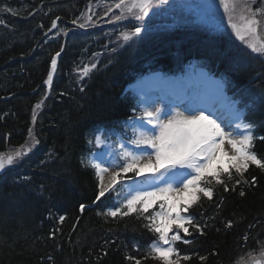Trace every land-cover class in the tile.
<instances>
[{
  "label": "trees",
  "instance_id": "obj_1",
  "mask_svg": "<svg viewBox=\"0 0 264 264\" xmlns=\"http://www.w3.org/2000/svg\"><path fill=\"white\" fill-rule=\"evenodd\" d=\"M118 2L0 0L5 22L0 25V152L32 146L29 129L40 141L0 176V264H132L128 256L141 264H163L145 259L156 238L145 227L147 214L98 215L119 207L123 198L114 190L97 201L99 177L87 164L99 133L124 134L139 115L138 97L129 89L137 79L157 72L180 74L194 64L223 81L228 98L244 102L245 121L255 125L256 137L264 136V104L259 102L264 52L254 53L230 28L214 30L195 22L192 10L178 4L164 21L170 24L157 29V17L165 10L160 6L142 21L127 13L117 21ZM248 2L253 9L264 8V0ZM243 3L237 0L230 11L233 22L250 16ZM89 15L88 26L80 28ZM57 17V28L49 31ZM256 18L262 21L257 30L264 42V17ZM141 25L148 31L123 41L121 33ZM61 48L49 87L51 58ZM41 100L33 124V109ZM254 150L264 159V141L256 139ZM252 177L255 183L237 185L235 174L233 181L222 175L227 191L215 180L206 185L213 188L212 197L201 195L189 209L203 231L187 225L189 233L181 232L189 242L177 241L175 248L190 259L180 264H243L264 249V169L250 166L245 178ZM80 204L86 206L83 213Z\"/></svg>",
  "mask_w": 264,
  "mask_h": 264
},
{
  "label": "snow or ice",
  "instance_id": "obj_2",
  "mask_svg": "<svg viewBox=\"0 0 264 264\" xmlns=\"http://www.w3.org/2000/svg\"><path fill=\"white\" fill-rule=\"evenodd\" d=\"M219 2L223 5L225 12L234 11L237 6V0H219ZM167 3L168 0H119L115 8L121 9V15H116L115 19L119 21L127 13L135 15L137 21H142L151 9ZM242 7L250 14V16L242 17L245 20L244 30L255 34L262 22L256 17H264V8L253 9L249 6L248 0H244ZM4 10L12 12V9ZM59 19V17L56 18V20ZM56 20L52 22L49 31L57 28ZM91 20L92 17L89 15L85 23L78 24V20H73L72 23L84 28ZM228 23L239 39L245 41V35L242 34L241 28L232 22L231 15H229ZM4 24L5 22L0 19V25ZM147 31L145 26H135L132 31L121 33V36L123 41L127 42ZM60 32L67 35L64 29H60ZM246 43L254 53L264 52V43L259 45L251 41ZM63 50L61 48L51 58L50 71L45 81L49 87L57 71V58ZM91 67L94 68L95 65ZM88 71V67L82 69L83 75L86 76ZM216 83L218 96L222 103L227 104L230 112L227 127L231 131L226 132L216 119L206 114L213 110V104L210 101L190 100L184 105L188 115L180 111L178 105L162 109L153 102L151 108L143 110L142 115L146 121L145 119L138 121V126L132 129L133 137L130 143L135 146L134 148L129 147L127 142L121 143L115 157L117 162L111 168L96 163L95 158L87 162L96 170L99 177L97 201L101 200L106 192L115 190L121 182L131 180L129 173L137 177L144 176L145 181L152 188L151 191H147L142 187L145 181H141L140 185H135L133 181V184H129L128 187L130 192L135 193L134 195L125 197L119 207L113 206L103 213H98L111 218L126 217L133 213L147 214L144 216L147 220L145 227L154 233L156 238L148 245L150 251L145 259L151 257L162 261L163 264H180L181 259H190L188 256L181 257L174 245L177 241L189 242L181 235V232L189 233V227L186 225L193 226L197 231H203L199 224L193 223L194 217L189 209L199 201L201 195L209 199L212 197L213 188L206 185L215 180L227 191L228 184L221 179L222 175L226 174L228 180L233 181V174H235L238 178L234 180V184H248L256 181L255 177H252L251 181L245 178V173L250 166L264 169V159L258 157L254 150L255 140L264 141V136L256 137L255 125L245 121V111L240 107L244 102L224 96V82ZM43 102L41 100L34 106L33 124L36 122V109H40ZM259 102L264 104V97H260ZM252 103L255 104L256 101ZM29 137H32V146L26 149L22 146L21 150L9 154L0 152V172L23 160L32 151V147L40 143L32 136V129H29ZM95 142L99 144L103 141L97 136ZM112 168L116 170L113 171ZM183 169L191 171H182ZM105 174L108 175L107 182ZM177 184L181 186L175 187L174 185ZM240 194L244 195L243 192ZM79 207L83 213L86 206L80 204ZM156 208L159 210H155ZM149 209L154 211L149 213ZM59 219L63 222L65 218L61 216ZM52 235L54 237L55 234ZM243 240L246 242L248 236L245 235ZM261 247L264 248V244ZM127 259L132 261V264H141V261L134 256H128ZM261 259H264V252L261 253ZM256 264H259V260Z\"/></svg>",
  "mask_w": 264,
  "mask_h": 264
},
{
  "label": "rangeland",
  "instance_id": "obj_3",
  "mask_svg": "<svg viewBox=\"0 0 264 264\" xmlns=\"http://www.w3.org/2000/svg\"><path fill=\"white\" fill-rule=\"evenodd\" d=\"M202 1L207 2L208 0H168V3L164 5L165 10L161 12L160 15H158V20L160 22L158 25H156V29L162 27L164 24H170L165 23L164 21H167L170 16H172L171 11H174L175 9V2L181 4L185 9L193 10L192 13L194 14V20L198 23L204 24L214 30H232L231 25L228 23V12H225L223 5L220 4L219 0H209L212 3L210 6H216L215 8L211 7L210 9H207V4H203ZM218 9V11H217ZM149 12H153V9H151ZM230 13V12H229ZM231 15V13H230ZM233 18V16L231 15ZM233 20V19H232ZM174 21V19H173ZM168 22V21H167ZM233 22V21H232ZM176 22H174L175 24ZM233 23L237 24L241 28L242 34L245 35V42L251 41L254 43H257L258 45L261 43H264L261 41V37L259 35V32L255 34L246 32L244 30L245 21H234ZM173 25V24H171ZM233 31V30H232ZM235 33V32H234ZM235 36L239 38L236 33ZM244 42V41H243ZM248 44V43H246ZM159 74H155L153 76H150L148 78L143 79L141 82H139L137 85L132 87V91L136 93L140 98V108L141 112L143 114V110L145 108H151V105L153 102L156 103L157 106L161 107L162 109H167L168 107H171L170 98L171 95H174L178 92L181 93L180 98L185 99L186 105L190 100L198 99L201 101H210L213 104V110L208 111L206 114L211 115L213 119H216L218 123H220L221 127L224 128L226 132L231 131L229 127H227V121L230 119V112L228 110L227 104L222 103L220 100V97L218 96V85L216 82L219 80L209 76L205 71L203 70H193V67H190L188 69V72L186 75H184L183 78L175 77L172 81H165V84L161 86V83L163 78ZM181 82V86L179 83ZM161 88L162 90L168 92V97L164 100L159 99L158 95V89ZM202 90H205L207 93H202ZM223 95L224 90H223ZM170 97V98H169ZM227 97V96H226ZM179 106V110L185 112L186 115L189 113L185 110V107ZM142 119L146 118L142 116ZM140 119L132 120V122H129L128 129L129 133H127L126 138L119 136L118 134H113L117 138V144H114V138L111 139V136H106L105 134L98 135L102 143L97 144L98 148L92 155V159L95 158L96 163H101L104 167H109L117 162L115 159L116 154L119 150V145L121 143H128L129 147L134 148V145H131L130 141L133 137L132 129L134 127H137V122ZM158 131V130H157ZM118 145V147H117ZM227 149V148H226ZM91 159V160H92ZM113 171H115V168H112ZM182 171H191L190 169H183ZM130 177H132L131 180H126L118 184L115 189H119L121 191V195L123 198L128 197L130 195H134V192H130V189L128 187L129 184H133V181H135V185H140L141 181H145L144 176H135L133 173ZM147 175V174H146ZM108 175L105 174V181L107 182ZM134 185V186H135ZM175 187H180L181 185H174ZM142 187L147 190L151 191L152 188L149 187V183L147 181L144 182ZM111 192V191H110ZM156 210H159L156 208ZM187 226V225H186Z\"/></svg>",
  "mask_w": 264,
  "mask_h": 264
},
{
  "label": "water",
  "instance_id": "obj_4",
  "mask_svg": "<svg viewBox=\"0 0 264 264\" xmlns=\"http://www.w3.org/2000/svg\"><path fill=\"white\" fill-rule=\"evenodd\" d=\"M4 171H5V170H4ZM4 171H3V172H0V175H1L2 173H4ZM262 252H264V250L261 251L260 253L256 254L255 256L249 258L244 264H256V262H257L258 260H259V264H264V259H261V253H262Z\"/></svg>",
  "mask_w": 264,
  "mask_h": 264
},
{
  "label": "bare ground",
  "instance_id": "obj_5",
  "mask_svg": "<svg viewBox=\"0 0 264 264\" xmlns=\"http://www.w3.org/2000/svg\"><path fill=\"white\" fill-rule=\"evenodd\" d=\"M228 146L226 145V148H227Z\"/></svg>",
  "mask_w": 264,
  "mask_h": 264
}]
</instances>
